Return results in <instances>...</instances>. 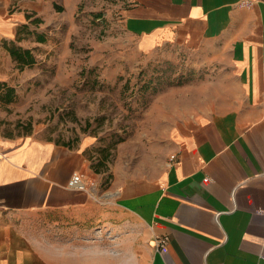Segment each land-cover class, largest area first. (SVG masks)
I'll return each instance as SVG.
<instances>
[{
  "label": "rangeland",
  "instance_id": "374dc122",
  "mask_svg": "<svg viewBox=\"0 0 264 264\" xmlns=\"http://www.w3.org/2000/svg\"><path fill=\"white\" fill-rule=\"evenodd\" d=\"M22 1L41 5L42 15L30 13L41 22L31 20L22 40L36 61L10 68L4 82L17 97L0 110V133L87 145L82 178L93 204L7 221L53 264H147L150 228L103 191L160 179L174 138L233 102L225 51L212 42L139 51L125 23L130 0Z\"/></svg>",
  "mask_w": 264,
  "mask_h": 264
},
{
  "label": "crops",
  "instance_id": "0c3cea01",
  "mask_svg": "<svg viewBox=\"0 0 264 264\" xmlns=\"http://www.w3.org/2000/svg\"><path fill=\"white\" fill-rule=\"evenodd\" d=\"M130 1L125 23L139 51L212 42L225 51L236 87L227 108L174 138L160 179L133 180L103 195L150 228L147 264H264V0ZM34 11L42 15L41 5L0 0V81L16 63L7 46L28 48L22 29ZM11 104L0 100V110ZM86 146L0 133V264H53L7 220L89 208L86 181L82 190L68 185L84 176Z\"/></svg>",
  "mask_w": 264,
  "mask_h": 264
},
{
  "label": "trees",
  "instance_id": "16d2710c",
  "mask_svg": "<svg viewBox=\"0 0 264 264\" xmlns=\"http://www.w3.org/2000/svg\"><path fill=\"white\" fill-rule=\"evenodd\" d=\"M32 15L28 14V18ZM33 23L41 22L40 18H35L32 20ZM29 25H25L22 29V32H28ZM39 41H44V37L39 35ZM13 58L17 61L20 68H24L26 65H32L35 63L36 59L30 48H22L21 46H16L14 44L7 46ZM16 89L13 86H10L4 81H0V100L5 103L13 102L16 99Z\"/></svg>",
  "mask_w": 264,
  "mask_h": 264
},
{
  "label": "built area",
  "instance_id": "2783aa9c",
  "mask_svg": "<svg viewBox=\"0 0 264 264\" xmlns=\"http://www.w3.org/2000/svg\"><path fill=\"white\" fill-rule=\"evenodd\" d=\"M68 185L72 188H76V189H80V190L86 188V184L83 181L82 176L79 174L73 175L72 178L69 180ZM168 239L169 238L167 236L161 237L158 239V244L160 246H162V245L164 246L167 243Z\"/></svg>",
  "mask_w": 264,
  "mask_h": 264
}]
</instances>
